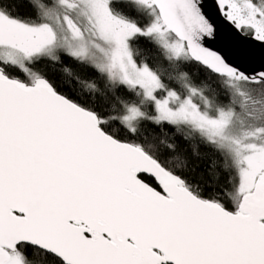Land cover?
I'll use <instances>...</instances> for the list:
<instances>
[{
	"label": "snow or ice",
	"instance_id": "snow-or-ice-1",
	"mask_svg": "<svg viewBox=\"0 0 264 264\" xmlns=\"http://www.w3.org/2000/svg\"><path fill=\"white\" fill-rule=\"evenodd\" d=\"M14 2L0 264H264V0Z\"/></svg>",
	"mask_w": 264,
	"mask_h": 264
},
{
	"label": "trees",
	"instance_id": "trees-1",
	"mask_svg": "<svg viewBox=\"0 0 264 264\" xmlns=\"http://www.w3.org/2000/svg\"><path fill=\"white\" fill-rule=\"evenodd\" d=\"M30 7L28 0H15L12 5V12L14 15H18L21 17H25L30 15ZM196 70L194 69V72ZM197 79L200 78V75L196 76ZM191 163L197 166V172L199 174H203L204 179L211 184L212 176L209 174L210 169L212 167L211 158L207 156L202 157H191Z\"/></svg>",
	"mask_w": 264,
	"mask_h": 264
},
{
	"label": "water",
	"instance_id": "water-1",
	"mask_svg": "<svg viewBox=\"0 0 264 264\" xmlns=\"http://www.w3.org/2000/svg\"><path fill=\"white\" fill-rule=\"evenodd\" d=\"M221 31H222V32H227L228 29L226 28L225 25L221 24Z\"/></svg>",
	"mask_w": 264,
	"mask_h": 264
}]
</instances>
